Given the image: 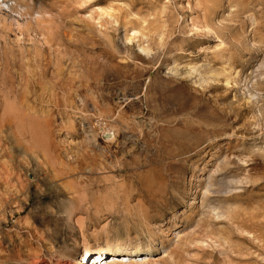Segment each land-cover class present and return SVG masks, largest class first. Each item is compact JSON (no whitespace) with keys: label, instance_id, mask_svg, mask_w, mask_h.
I'll list each match as a JSON object with an SVG mask.
<instances>
[{"label":"rangeland","instance_id":"rangeland-1","mask_svg":"<svg viewBox=\"0 0 264 264\" xmlns=\"http://www.w3.org/2000/svg\"><path fill=\"white\" fill-rule=\"evenodd\" d=\"M84 246L264 264V0H0V264Z\"/></svg>","mask_w":264,"mask_h":264},{"label":"bare ground","instance_id":"bare-ground-1","mask_svg":"<svg viewBox=\"0 0 264 264\" xmlns=\"http://www.w3.org/2000/svg\"><path fill=\"white\" fill-rule=\"evenodd\" d=\"M139 49L143 52V53H145V54H148V50H146V49H144L143 47H139ZM207 66V65H206ZM222 69V68H221ZM220 69V70H221ZM59 70V69H58ZM169 70V69H168ZM224 70V69H223ZM216 71H217V69H216ZM216 71L214 72V70L213 71H209L208 73H210V74H212L211 76H213V77H216V76H220V72H218V73H216ZM174 73V75L175 76H177V75H181V74H179L178 73V71H174L173 72ZM197 73V72H196ZM208 73L206 72L205 73V75H203V74H198L197 73V75H198V77L197 76H195V77H197L198 79L197 80H195L193 83L194 84H197L199 87H201L202 88V84L203 83H205V82H207V80H206V78H205V76L207 77V75H208ZM215 73V74H214ZM228 73V72H227ZM230 73V72H229ZM21 74V73H20ZM193 74V73H192ZM192 74H191V72L190 73H184L183 75L187 78H189V77H191L192 76ZM222 76V75H221ZM226 76H228V75H226ZM225 76V77H226ZM217 78V77H216ZM230 78V77H229ZM214 79V78H213ZM206 80V81H205ZM228 77H226L225 78V82L228 84L229 82H228ZM71 82V81H70ZM190 82V81H189ZM34 83V82H33ZM208 83V82H207ZM65 84V83H64ZM193 84V85H194ZM43 85V84H42ZM46 87V86H45ZM78 87V86H77ZM71 88V87H70ZM42 91H41V94L40 95H38V98L37 99H39V101H41V104H45V106H46V104L47 103H49L48 102V100L50 101L51 99H52V96L51 95H49V96H47L46 95V93L44 94V92L46 91V89L44 88V86H42ZM45 89V90H44ZM51 89V88H50ZM52 90V89H51ZM71 90V89H70ZM48 92H49V90H48ZM40 93V92H39ZM75 93V92H74ZM45 95V96H44ZM66 95V94H65ZM78 97V96H77ZM76 97V95H75V97L73 98V99H75L76 100V102H77V106H78V104L80 103V100L78 99ZM56 98V97H55ZM77 98V99H76ZM36 99V98H35ZM63 99V98H62ZM251 99V98H250ZM54 103V102H53ZM40 104V105H41ZM50 104V103H49ZM80 105V104H79ZM82 105V104H81ZM39 106V105H38ZM76 106V107H77ZM22 107V106H21ZM40 107V106H39ZM48 107V106H47ZM47 107H46V109H47ZM41 109H43V111H44V108H41ZM31 110H32V108H31ZM34 110V109H33ZM32 110V111H33ZM38 111H41V110H38ZM45 112V111H44ZM46 113V112H45ZM225 113V112H224ZM48 114V113H47ZM37 115V114H36ZM38 116H40L39 118L40 119H42V121H43V124H45V126L48 128V124H49V120H48V118L45 116V114L43 113H40ZM37 117V116H36ZM72 117V116H71ZM15 120V119H14ZM38 120V119H37ZM29 121V120H28ZM39 122V121H38ZM33 123H35V122H33ZM40 123H41V121H40ZM70 124H71V126H72V128L74 129V132L76 133V135L77 136H79V137H83V139H86V138H88V137H90V135H89V132L90 131H88V128L85 126V123H84V120L81 118V117H75L74 118V120L73 121H71V122H69ZM15 125V124H14ZM39 125H41V124H39ZM107 127V126H106ZM58 132V131H57ZM31 134V133H30ZM108 134H109V132H108ZM110 137V136H109ZM231 137V135H227V139H229ZM112 138V137H111ZM9 139V138H8ZM56 140H57V142L58 143H63V144H66L69 140L67 139V137L64 135H62V134H60V133H57V137H56ZM94 140V139H93ZM92 141V140H91ZM112 141V140H111ZM85 142H87V141H85ZM79 143V142H78ZM69 144V143H68ZM67 144V145H68ZM80 144V143H79ZM92 144L95 146V147H97V145L95 144V142L93 141L92 142ZM98 149V148H97ZM67 150V149H66ZM68 150H70V149H68ZM69 154V153H68ZM67 154V155H68ZM73 155V154H72ZM63 157V156H62ZM61 160V159H60ZM68 161H73V158L70 156H66V162H68ZM61 167H65L66 166V164H64V162L63 161H60L59 163H58ZM67 168V167H66ZM203 170L204 169H201V172H203ZM63 173V172H62ZM214 173H216V171H214ZM226 185H224V183H220V187L221 188H223L224 189V187H225ZM226 190V189H225ZM82 253H83V255H82V259H78V260H76V261H74V264H103V263H106L107 261H111V262H113V263H122V262H126V261H131V260H136V258L138 257V256H140V255H138V253L137 252H135V253H119V252H116V251H111V250H93L92 248H90V247H88V246H84L83 247V251H82ZM143 254H148L147 252H145V253H143Z\"/></svg>","mask_w":264,"mask_h":264},{"label":"water","instance_id":"water-1","mask_svg":"<svg viewBox=\"0 0 264 264\" xmlns=\"http://www.w3.org/2000/svg\"><path fill=\"white\" fill-rule=\"evenodd\" d=\"M80 259H82V257Z\"/></svg>","mask_w":264,"mask_h":264}]
</instances>
